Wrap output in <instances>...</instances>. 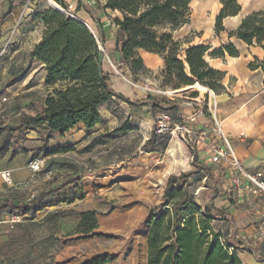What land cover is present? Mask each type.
<instances>
[{
	"label": "trees",
	"instance_id": "16d2710c",
	"mask_svg": "<svg viewBox=\"0 0 264 264\" xmlns=\"http://www.w3.org/2000/svg\"><path fill=\"white\" fill-rule=\"evenodd\" d=\"M55 1L60 8L55 5L46 8L35 6L34 19L42 24L43 31L41 39L29 53L26 67L30 69L33 61L44 66L47 91L44 104L38 106L31 102L25 108L32 112L22 110L16 122L0 124V135L3 137L0 158L9 150L17 131L42 127L47 129V133L42 137L41 145L33 150L34 154L67 151L68 148L49 150L51 133L60 131L63 134L80 122L86 129H91L102 120L101 105L121 97L108 85L109 73L100 70L98 38L77 16L82 9L100 23L101 29L104 26L96 14L97 10L116 28V63L120 67L126 66L132 75L148 73L139 50L159 54L164 60L162 88L178 90L200 84L216 93L220 92L224 89L222 80L225 73L211 67L206 56L240 55L231 41L210 51L209 45L185 47V41L175 38L174 32L190 22L192 0H78L76 9L70 13L67 12L69 7L66 0ZM220 1L222 7L216 16V32L224 31V18L235 16L241 10L238 0ZM12 7L13 3L8 2L7 11ZM109 11L115 15L112 16ZM4 16L0 17V22ZM228 35L264 48V10L245 17L238 28L228 32ZM101 39L104 44L105 30ZM249 65L252 69L261 67L264 72V62L258 59ZM127 130L125 125H121L113 132ZM155 135V132L151 134L143 148L155 140ZM182 138L192 154L195 168L184 173L173 172L163 178L161 173L159 183L164 184L170 178L163 194L164 201L150 211L145 221L149 227L147 264H244L237 248L229 240L223 243V232L212 224L226 216L224 209L216 205L221 192L213 169L200 161L199 151L189 135ZM83 177L81 173L66 178L54 186L38 190L26 201L0 200V213L34 217L46 207L83 199L85 194L79 189ZM202 178H205V190L199 201L192 188ZM71 183L74 185L67 188ZM98 214L96 209L81 212L76 232L82 235L93 232L97 228ZM230 246L234 247L232 251ZM114 259V254L104 253L81 264H106Z\"/></svg>",
	"mask_w": 264,
	"mask_h": 264
},
{
	"label": "crops",
	"instance_id": "0c3cea01",
	"mask_svg": "<svg viewBox=\"0 0 264 264\" xmlns=\"http://www.w3.org/2000/svg\"><path fill=\"white\" fill-rule=\"evenodd\" d=\"M3 1L0 3V17L5 14L1 22H3L2 27L6 30L12 29V32H18L20 35L21 32L29 33L34 28L41 27V33L32 46L33 49L41 39L43 31L42 24L34 19L35 6L32 8L31 4L28 6L27 4L14 3L11 10L7 11L8 4H4ZM75 2L78 5V0ZM238 3L241 6L240 12L235 16L224 18V31L216 32L215 21L222 7L221 1L192 0L190 2V22L174 32L176 39L185 41V47L206 44L211 47V51L229 41L234 43L240 51V55L237 57L228 54L225 57L206 56L211 67L225 73L222 80L224 89L216 93L214 100L209 99L206 87L202 94L193 90L196 95L187 96L191 89L196 88L197 85L177 91L161 89V92L169 95V99L173 101L171 105L165 106L166 111L174 109L178 111L182 123H187L188 127L192 129V133L196 135L195 141H192L199 151L200 161L213 169L214 179L218 180L217 186L221 197L216 199V205L223 208L226 214L225 217H220L221 219L218 220L224 225L227 232V235L224 236L237 248L238 255L244 264H264V238H259L260 232L264 231V192L251 190V185L243 177H240V184L235 186L232 179L233 168L228 160H222L215 164L209 162L212 148L225 135L241 164L248 170L261 173L264 179V72L261 67L252 69L249 65L256 59L264 62V48L259 45H249L236 37L230 38L228 35V32L238 28L245 17L264 10V0H238ZM83 12L88 19H92L87 12ZM78 17L82 19L79 15ZM82 20L87 24L85 19ZM95 23L100 34L105 30V36L107 34L114 44V50L111 56L109 55V59L113 66L119 67V72L115 76L112 75L105 55L103 69L110 75L108 85L114 93L121 96L116 98L122 105V103L144 97L137 87L124 79V77L133 78L129 69L126 66L120 67L116 63L118 58L116 28L110 25L109 20L102 23L104 29L100 28V23ZM191 33L194 37L185 39ZM139 53L148 73L163 69L164 60L159 54L142 49L139 50ZM32 64L41 69L44 83L46 71L43 64L38 61H33ZM44 89L45 95L39 102L40 106L44 104L46 98L47 91L45 87ZM110 102L113 101L103 105H108ZM103 105L100 107L102 120L91 129H86L85 125L80 122L63 134L60 131L51 133L48 142L49 150L68 148L65 152L32 156L33 150L41 145L42 137L47 133V129L42 127L38 130L17 131L21 138L15 145L23 150L18 153H11L8 150L0 158V170L10 169L15 185L7 186L0 176V200L14 202L29 200L38 190L45 188L44 182L47 178L54 180L52 185L54 186L66 178L83 172H86L85 176L93 175L94 171L88 168L90 154L94 151H100V153L107 151V148L101 151L98 146L102 147L107 143L115 145L121 142V137L116 138V132H113L119 127L116 126L118 119L108 109H105V113H103L101 110ZM143 123L145 124V121ZM111 132L112 134L108 135ZM142 134H147V131L142 130ZM130 137L129 143L135 142L132 138L134 136ZM189 137L191 138L190 135ZM125 138L127 139L128 136ZM146 139L144 138V141ZM144 141L139 140V142ZM12 142H15L14 138H12ZM115 150L119 156V147H116ZM70 154L77 155L84 161L75 162L69 156ZM38 156H43L50 168L43 177L37 174L33 179L28 169V162L31 158ZM85 157L87 158L85 159ZM94 158L91 157V159ZM129 160L131 162L135 158ZM73 185L71 183L67 188ZM239 190H241L240 193ZM89 209H94V207L89 206L86 197H84L71 203L46 207L38 211L34 217L25 215L23 220L15 224L14 227H10L5 222L0 223V264H69L64 259L67 255H72V243H67V240L71 241L72 236L66 237V235L71 233L75 227L77 229L81 212ZM10 215L12 214L7 212L0 213V217L8 218ZM78 241L80 240L78 239ZM82 244L83 241L77 242L78 246ZM106 264H115V259Z\"/></svg>",
	"mask_w": 264,
	"mask_h": 264
},
{
	"label": "rangeland",
	"instance_id": "374dc122",
	"mask_svg": "<svg viewBox=\"0 0 264 264\" xmlns=\"http://www.w3.org/2000/svg\"><path fill=\"white\" fill-rule=\"evenodd\" d=\"M1 2L2 0H0ZM8 2L27 4L28 6L31 4L32 8L36 5H39V8L58 5L55 0L3 1L4 4H8ZM66 3L69 7L68 13L73 12L77 7L75 0H66ZM83 11L82 9L78 15L87 21L88 27L98 38L99 45L107 58L108 68L115 76L119 72V67L113 66L109 59V55L111 56L114 50V44L107 34L105 36L107 41L102 44L101 34L95 21L88 19ZM109 12L112 16L115 15V13ZM96 14L100 17L101 23L108 21L100 10H97ZM2 23L0 22V124L7 125L16 122L18 114L22 110L32 112L25 108L30 102L40 106L39 102L45 95V86L39 67L31 64L30 69L26 68L30 50L41 33V27H36L37 29L34 28L29 33L21 32L19 35L18 32H12V29L6 30L2 27ZM31 26L33 25L31 24ZM191 37H194L193 33L188 34L185 39ZM133 78L140 85L148 84L152 90L145 91L141 87H137L144 97L122 103L125 109L117 98L101 108L103 113H105V109H108L118 119L116 126L125 125L128 130L127 133L122 131L115 134L116 138L121 137L120 143L115 145L107 143L105 146H98L101 151L105 148L107 151H102V153L94 151L88 157L89 162L85 160L89 163L88 168L93 170L94 174L85 176L86 172H83V183L79 189L85 194L88 205L99 212L98 224L97 228L87 235L77 233L76 227L66 235V237L72 236L71 241L67 240V243H72V255L63 258L67 260L66 263L81 264L86 258L110 253L115 255V264H147L149 227L145 221L150 211L159 207L164 201L163 194L170 178L169 176L167 181L161 184L158 182L160 175L162 173L163 178L173 172L184 173L195 168L192 165V154L182 138L188 133L176 129V126H186L187 123H182L181 115L175 109L172 111L165 109V106L171 105L173 101L169 99V95L161 92V89L172 91L171 88L161 87L162 72L160 70L153 73L140 72L138 75H133ZM193 90L203 92L193 88L187 96H195ZM164 113H167L172 120V130L167 134L156 133V123ZM145 118L147 120H144ZM142 130L147 131V134L143 135ZM154 132L156 133L155 140L143 148L144 142ZM19 134L16 132L12 137L15 142L9 144L11 153H18L23 150L15 145L21 138ZM131 135L134 136L132 138L135 142L129 143ZM189 135L195 141L196 135L193 133ZM126 136H128L127 139ZM144 138L147 139L144 141ZM140 139L144 142H139ZM2 141L3 137L0 135V148ZM116 147L120 149L119 156H117ZM34 155L36 154L33 153L32 156ZM69 156L75 162L84 161L77 155L70 154ZM91 157H97V159H91ZM134 158L135 160L130 162L129 159ZM49 166L47 163L38 175L43 177L47 174ZM175 175L178 176V174ZM53 182L52 178H47L44 182L45 188L51 187ZM204 182L205 178H202L195 182L192 188L199 201L204 196ZM209 182L213 183V180ZM22 220L23 218L19 222ZM218 220L213 221L212 224L216 229L223 230V235H227L224 225ZM81 241L83 244L78 246L77 242Z\"/></svg>",
	"mask_w": 264,
	"mask_h": 264
},
{
	"label": "built area",
	"instance_id": "2783aa9c",
	"mask_svg": "<svg viewBox=\"0 0 264 264\" xmlns=\"http://www.w3.org/2000/svg\"><path fill=\"white\" fill-rule=\"evenodd\" d=\"M124 77V76H123ZM135 87H141L145 91H151V87L148 84L140 85L136 79L133 78H125ZM208 97L210 100H214L216 97V92L212 89L206 88ZM177 130H184L185 132L192 133V129L186 126H176ZM172 130V120L167 113L162 114L156 123L155 132L160 134H167ZM177 130H175L177 132ZM191 139V138H190ZM222 160H228L230 162L231 168H233V183L235 186L240 184V177L245 178L249 184L251 185V190L253 189L255 192H264V179L262 178V174L259 172L251 171L245 168L240 160L236 157L234 149L232 148L230 142L227 137L223 135L219 143H217L211 152V156L209 158V162L212 164L218 163ZM46 159L43 156L33 157L28 162V169L32 174V178H36L37 174H39L46 167ZM0 176L3 178L5 184L9 187H13L15 185L12 177V171L10 169H1ZM244 191V190H242ZM239 193L241 190L238 191ZM23 216L20 215H10L8 218L0 217V223H8L10 227H14ZM223 232V230H221ZM259 238H264V231H261L259 234ZM223 243L229 242L228 238L223 236ZM230 251L234 249L233 246H230Z\"/></svg>",
	"mask_w": 264,
	"mask_h": 264
},
{
	"label": "water",
	"instance_id": "95a60500",
	"mask_svg": "<svg viewBox=\"0 0 264 264\" xmlns=\"http://www.w3.org/2000/svg\"><path fill=\"white\" fill-rule=\"evenodd\" d=\"M55 6H57L58 8H60L58 5H55ZM99 49H100V51H99V57H98L99 67H100V70H104L103 69L104 51H103V49L101 48L100 45H99ZM173 175H175V174H173Z\"/></svg>",
	"mask_w": 264,
	"mask_h": 264
},
{
	"label": "bare ground",
	"instance_id": "6f19581e",
	"mask_svg": "<svg viewBox=\"0 0 264 264\" xmlns=\"http://www.w3.org/2000/svg\"><path fill=\"white\" fill-rule=\"evenodd\" d=\"M187 69H188V67H187ZM197 86H196V88H198L201 92L202 91H204L205 90V87L204 86H202V85H200V84H196ZM190 87H192V86H187L186 88H190ZM194 87V86H193ZM192 87V88H193ZM173 91V90H172ZM174 91H177V90H174ZM174 93V92H173ZM180 93V92H179ZM202 94V93H201ZM170 150V149H169ZM168 150V151H169ZM171 151H173V150H171ZM174 153V152H173Z\"/></svg>",
	"mask_w": 264,
	"mask_h": 264
}]
</instances>
